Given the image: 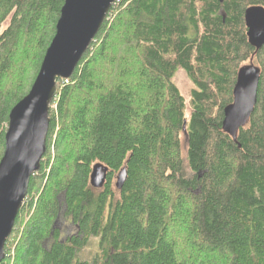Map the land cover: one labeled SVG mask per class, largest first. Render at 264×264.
<instances>
[{"label":"trees","instance_id":"1","mask_svg":"<svg viewBox=\"0 0 264 264\" xmlns=\"http://www.w3.org/2000/svg\"><path fill=\"white\" fill-rule=\"evenodd\" d=\"M64 4L0 0V162ZM252 8L264 0H117L71 78L57 81L47 151L2 264L28 212L14 264H264V47L249 42ZM254 61L257 104L226 132L238 75ZM179 71L194 85L190 119ZM98 163L109 168L102 190L91 186ZM63 210L76 232L65 239ZM91 238L101 252L82 260Z\"/></svg>","mask_w":264,"mask_h":264},{"label":"water","instance_id":"2","mask_svg":"<svg viewBox=\"0 0 264 264\" xmlns=\"http://www.w3.org/2000/svg\"><path fill=\"white\" fill-rule=\"evenodd\" d=\"M116 2L65 0L55 37L35 83L30 93L11 111L5 153L0 162V264L6 259V244L26 201L31 179L41 170L47 151L50 105L57 81L71 78ZM246 26L250 44L259 51L264 47V8L248 10ZM260 79L258 68L245 66L241 69L234 89V102L225 110L223 128L226 132L234 134L248 122L258 101ZM108 173V167L96 164L91 174V186L102 190ZM127 177L128 172L123 169L117 178V189L123 188Z\"/></svg>","mask_w":264,"mask_h":264},{"label":"rangeland","instance_id":"3","mask_svg":"<svg viewBox=\"0 0 264 264\" xmlns=\"http://www.w3.org/2000/svg\"><path fill=\"white\" fill-rule=\"evenodd\" d=\"M246 66H251L253 68H255V67L257 68L258 64L254 61V63L248 62ZM175 82H176L180 92L182 93V95L186 101V106H187L186 117L188 119H190L191 114H192L191 94H192V91L194 89V85H193L192 81L190 80V78L188 77V75L184 71H179L177 73L176 78H175ZM54 108L56 109V106ZM58 131H59V127L57 129V132ZM50 154H51V158H52L51 160H52V164H53L54 163L53 161H54V158L56 155V151L52 148ZM116 184H117V179H115V181H114V187H116ZM61 200L63 203V199H61ZM32 216H33V212H31L30 214H29V212L24 214V216L22 218V227L20 230L21 232L19 231V229H17L14 236H12L14 238L16 235L18 236L16 241H14L11 238V241L9 243V247L12 249L9 252L10 255H8L10 257L9 264L15 263V257H16V253H17V248H18L17 245L19 243V238L21 237L22 231H24L25 227L28 224V221L31 219ZM55 227L61 231V233L63 234V239H65L69 235H73L76 233L72 224H70L68 222V220L65 218L64 210L61 212V216H60V219L58 220V222L55 223ZM100 252H101V250H100V246H99V240L96 238H91L88 246L85 248V250L81 253L80 256H81L82 260H91L95 254H97V253L99 254Z\"/></svg>","mask_w":264,"mask_h":264}]
</instances>
